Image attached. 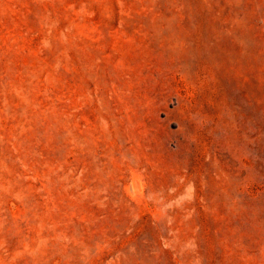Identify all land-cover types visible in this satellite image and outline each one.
I'll list each match as a JSON object with an SVG mask.
<instances>
[{"label":"rangeland","instance_id":"rangeland-1","mask_svg":"<svg viewBox=\"0 0 264 264\" xmlns=\"http://www.w3.org/2000/svg\"><path fill=\"white\" fill-rule=\"evenodd\" d=\"M0 264H264V0H0Z\"/></svg>","mask_w":264,"mask_h":264}]
</instances>
